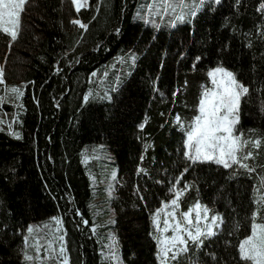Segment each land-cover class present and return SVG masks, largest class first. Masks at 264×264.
Wrapping results in <instances>:
<instances>
[{
	"label": "trees",
	"instance_id": "obj_1",
	"mask_svg": "<svg viewBox=\"0 0 264 264\" xmlns=\"http://www.w3.org/2000/svg\"><path fill=\"white\" fill-rule=\"evenodd\" d=\"M138 2L87 0L77 11L71 0H30L17 39L0 33V90L23 93L0 102V264H22L29 224L15 198V158L30 200L61 217L69 264H105L91 228L99 195L80 157L91 143H105L114 157L115 214L104 227L113 228L124 264H160L152 210L176 180L184 188L182 210L199 201L222 222L199 248L190 243L167 264H250L240 259L239 242L258 208L255 174L264 178V0H204L190 20L157 30L135 19ZM128 50L137 57L110 98L85 100L92 72ZM217 65L249 89L236 129L262 141L255 172L184 156L187 126L207 71ZM259 214L264 221V210Z\"/></svg>",
	"mask_w": 264,
	"mask_h": 264
},
{
	"label": "snow or ice",
	"instance_id": "obj_2",
	"mask_svg": "<svg viewBox=\"0 0 264 264\" xmlns=\"http://www.w3.org/2000/svg\"><path fill=\"white\" fill-rule=\"evenodd\" d=\"M71 2L77 11L87 5V0H71ZM203 2L204 0H201V4ZM219 2L220 0H216V3ZM28 3L30 0H0V33L7 34L13 41L17 39L21 14ZM162 5L163 11L173 8L169 0H162ZM258 10L264 11V3H261ZM195 14V11L191 13L193 16ZM177 19L183 20L184 17L178 16ZM72 23L79 25L80 28H87V25L79 20H73ZM208 76L214 88L206 89L202 93L199 100V114L194 117L191 125L187 126L184 156L192 163L214 162L225 168L239 165L241 168L253 171L254 169L244 161L251 159L254 154L251 151L244 152V149L248 145L259 148L262 141L259 139L246 140L243 134H236L241 98L248 93L249 89L236 79L234 73L223 67L213 69ZM2 82L0 79V83ZM10 91L15 93L17 98L23 95L18 88H12ZM87 99L88 97H85V100ZM177 120L179 122V118ZM181 126L184 127V125ZM16 136L19 138L18 134ZM261 185L264 186V178H261ZM187 187L185 185V188ZM171 191L174 193V198L165 205V208L170 205L172 211L165 213L163 229L160 228V212L164 209L157 210L153 216V223L158 232H168L170 229L172 233L163 239L157 237L158 259L161 264H167L168 259L175 260L180 252H187L190 243L199 248L203 244V238L215 235L213 227H219L217 222H222L218 215H210L211 210L200 202L187 211L179 213L178 217L177 209L183 192L176 189L175 185ZM256 203L258 208L251 217V234L240 242L239 254L242 261L250 262V264H264V222H258L257 219L259 212L264 210V196H259ZM193 212H195L194 220ZM202 222H204L203 228L201 227ZM57 224H59L58 220ZM32 231L33 228L30 226L28 232L31 234ZM59 239L63 240V236ZM37 251L39 252V248ZM64 252L65 249L61 246L60 255L63 256ZM32 259V256L25 255V260ZM64 264H67L66 257Z\"/></svg>",
	"mask_w": 264,
	"mask_h": 264
},
{
	"label": "rangeland",
	"instance_id": "obj_3",
	"mask_svg": "<svg viewBox=\"0 0 264 264\" xmlns=\"http://www.w3.org/2000/svg\"><path fill=\"white\" fill-rule=\"evenodd\" d=\"M216 1V0H214ZM169 3L173 5L172 9L168 11H163L162 0H139L136 10H135V19L142 21L145 24H149L154 30H157L163 26H173L176 23L190 20L193 11L196 10L201 5V0H169ZM75 7V5H74ZM76 9V7H75ZM178 16H183V20L177 19ZM84 24V23H83ZM137 53L134 50H128L124 53H119L112 60L103 64L99 70H94L90 76L91 85L85 95V97L91 95H99L100 93L105 94V98H110V88L116 87L131 71V64L135 62ZM217 67L223 66H214L208 69L207 73L212 71ZM224 69L231 71L223 67ZM232 72V71H231ZM95 73V75H93ZM233 73V72H232ZM0 79H2L1 68H0ZM18 88L17 86H4L0 90V102L2 100L8 99V97L17 98L15 93H12L10 89ZM214 85L212 80L209 77V83L204 85L202 88V93L206 89H213ZM19 89V88H18ZM108 92V93H107ZM201 98V97H200ZM16 104V103H15ZM199 107V106H198ZM199 113L197 111V116ZM194 116V117H195ZM194 120V118H193ZM2 118L0 116V123ZM236 134H240L236 129ZM244 138V137H243ZM246 140H257L244 138ZM186 140V136H185ZM184 140V142H185ZM262 146L259 148H253L251 145H248L244 149V152L251 151L253 152V157L249 160L244 161L247 163L250 168L254 169L258 164V160L261 158L263 150L260 151ZM186 150V149H185ZM243 155V153H241ZM81 161L85 167V170L90 177L91 186L93 193H98L99 196H94L92 199V204L94 207L93 213V224L91 225L92 230L96 233L97 237L101 243L100 253L105 264H124L123 259L120 255L119 244L117 238L114 235L113 228L104 227L107 224L113 223L114 218V209L111 205V200L116 193V183H117V168L114 164V157L112 152L108 149L105 143H91L83 147L81 150ZM10 163L15 166L17 171V177L19 183L15 190V198L18 204L19 211L29 222L27 227V234L24 236V241L22 245V264H64L65 257L67 258V264H69L70 253L67 248V239H66V230L63 226L61 217L55 213H49L39 207H37L28 196L27 184L25 181V175L23 166L19 158L11 159ZM239 166V165H233ZM97 174V175H96ZM257 177V184L254 188V197L255 203L259 196H264V186L261 185L260 174H255ZM175 185L176 189L184 192V188L177 183V180L171 183L168 195L158 206L152 210V222L153 216L159 209H164L160 212V228L163 229V219L165 218V213L172 211L171 206L169 205L165 208V205L168 204L173 198L174 193L171 191ZM181 198V197H180ZM199 202V201H197ZM196 202V203H197ZM194 203L191 207H193ZM201 203V202H200ZM202 205H205L201 203ZM206 206V205H205ZM256 206L257 203H256ZM190 208V207H189ZM188 208V209H189ZM107 209V212H105ZM187 209V210H188ZM182 210L180 207L177 209V214L187 211ZM255 209L254 211H256ZM210 215H218L221 218L219 212H211ZM260 216V214H259ZM258 216V217H259ZM182 219V217H180ZM193 220L195 219V212L192 214ZM44 219V220H42ZM222 219V218H221ZM42 220L41 222H38ZM57 220L59 224H57ZM264 222V221H258ZM210 223V221H209ZM220 226L221 222H217ZM33 228L32 233L28 232L29 227ZM204 222L201 223L203 228ZM218 227H213L215 232ZM171 230L168 232H158L156 226L153 223V236L156 239L157 237L163 239L165 236H170ZM251 232L248 234L250 235ZM248 235L244 236L240 242L245 239ZM63 236V240H60L59 237ZM105 236V237H104ZM105 238V239H104ZM239 242V244H240ZM49 245H51L49 247ZM64 247V255H60V248ZM39 248V252L37 249ZM179 254V253H178ZM25 255L32 256V260H25ZM37 256L39 258L37 259ZM157 257H158V243H157ZM160 264L161 261L158 259ZM170 259L167 260V263Z\"/></svg>",
	"mask_w": 264,
	"mask_h": 264
}]
</instances>
